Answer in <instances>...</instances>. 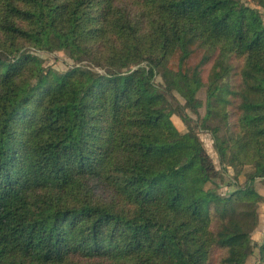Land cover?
Returning <instances> with one entry per match:
<instances>
[{
    "label": "trees",
    "instance_id": "obj_1",
    "mask_svg": "<svg viewBox=\"0 0 264 264\" xmlns=\"http://www.w3.org/2000/svg\"><path fill=\"white\" fill-rule=\"evenodd\" d=\"M257 7L0 0V264H246L264 200Z\"/></svg>",
    "mask_w": 264,
    "mask_h": 264
},
{
    "label": "rangeland",
    "instance_id": "obj_2",
    "mask_svg": "<svg viewBox=\"0 0 264 264\" xmlns=\"http://www.w3.org/2000/svg\"><path fill=\"white\" fill-rule=\"evenodd\" d=\"M250 4L254 5L252 4L251 1H250ZM257 8H259L262 14H264V10L262 8L260 7H257ZM29 50L31 52H35L34 49H29ZM36 54L43 59L45 68H51L57 73H65L69 71L73 66H75V63L64 52L58 51V52L50 53V52H44V51H37ZM158 80L160 81V79ZM198 98L202 100L203 102H205V99H206L205 88L200 90L198 94ZM176 99L178 103H181L182 105L185 104L184 99H182L180 96L177 95ZM186 113L189 116V118L192 120L191 125H195L199 117L201 119L204 117L205 107L199 109L198 115L194 114L191 110H187ZM172 121L181 133H186L188 131L187 126L185 122H183L182 117H180V115L175 114L172 117ZM200 138L203 141L207 152L212 157L214 163L218 166L217 156L212 147V144H211L212 140H211L210 135H208L207 133H202L200 134ZM221 191L225 192L226 189L224 188ZM260 206H259V209H260ZM259 209H258V213H259ZM258 260H259V254L258 255L253 254L252 256L249 257L246 264H259Z\"/></svg>",
    "mask_w": 264,
    "mask_h": 264
},
{
    "label": "crops",
    "instance_id": "obj_3",
    "mask_svg": "<svg viewBox=\"0 0 264 264\" xmlns=\"http://www.w3.org/2000/svg\"><path fill=\"white\" fill-rule=\"evenodd\" d=\"M212 144V141H211ZM213 147V144H212ZM256 189L264 198V179L258 180L256 182ZM252 241L257 245L254 250V255L259 254V246L264 243V201L261 203L259 209V226L252 235Z\"/></svg>",
    "mask_w": 264,
    "mask_h": 264
}]
</instances>
